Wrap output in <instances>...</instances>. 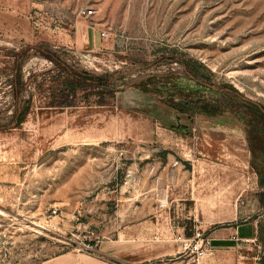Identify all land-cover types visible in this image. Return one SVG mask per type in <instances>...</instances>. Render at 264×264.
Listing matches in <instances>:
<instances>
[{"label":"rangeland","instance_id":"obj_1","mask_svg":"<svg viewBox=\"0 0 264 264\" xmlns=\"http://www.w3.org/2000/svg\"><path fill=\"white\" fill-rule=\"evenodd\" d=\"M259 215L264 0H0V264H252Z\"/></svg>","mask_w":264,"mask_h":264},{"label":"crops","instance_id":"obj_2","mask_svg":"<svg viewBox=\"0 0 264 264\" xmlns=\"http://www.w3.org/2000/svg\"><path fill=\"white\" fill-rule=\"evenodd\" d=\"M264 221L259 216L242 223L224 228L211 237V247L215 250H228L245 241L251 246L258 245L257 240L263 231ZM252 264H264V260H251Z\"/></svg>","mask_w":264,"mask_h":264},{"label":"built area","instance_id":"obj_3","mask_svg":"<svg viewBox=\"0 0 264 264\" xmlns=\"http://www.w3.org/2000/svg\"><path fill=\"white\" fill-rule=\"evenodd\" d=\"M97 12V6L95 4H89L80 8V13L86 16L94 15ZM102 35L106 36V31L102 32ZM201 244H195V249H200Z\"/></svg>","mask_w":264,"mask_h":264}]
</instances>
